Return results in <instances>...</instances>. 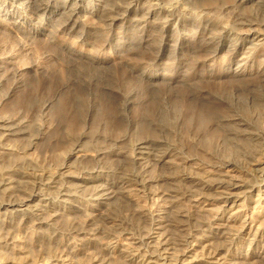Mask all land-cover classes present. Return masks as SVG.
I'll return each mask as SVG.
<instances>
[{
  "label": "bare ground",
  "instance_id": "6f19581e",
  "mask_svg": "<svg viewBox=\"0 0 264 264\" xmlns=\"http://www.w3.org/2000/svg\"><path fill=\"white\" fill-rule=\"evenodd\" d=\"M17 1L0 0V8L6 2L12 8L10 14L4 11L9 20L20 19L27 28L37 25L42 32L56 26L60 34L89 47L88 53L76 51L54 35L50 38L57 41L49 38L28 49L23 43L12 45L11 54L7 42L0 44V209L5 216L0 243L10 241L18 248V263L29 264L27 251L17 246V232L28 227L41 228L37 232L43 240L63 242L52 259L61 263L236 264L233 250L248 235L252 255L264 261V226H256V217L246 213L258 207L264 211V2L192 0L184 8L191 0H175L170 10L154 6L144 14L133 9L138 0H100L97 6L88 0H21L18 9ZM193 8L198 12L191 18L182 14ZM172 22L185 37L176 39ZM128 30L130 36L110 42L113 32ZM231 36L236 42L227 45ZM170 43L175 45L173 64L183 59L176 54H183L192 66L190 76L178 84H156L160 74L144 81L145 67H156L161 48ZM245 45H250L246 51ZM105 49L124 53L117 67L107 66L108 54L98 56ZM220 57L239 63L227 82L212 66ZM17 58L30 70L40 60L60 62L64 74L58 82L48 68H36V81L43 79L51 88L56 84L54 89L45 93L26 85L16 110L2 115V103L22 90ZM52 112L56 115L47 127L40 118ZM51 128L61 136L54 146L64 149L51 154L54 170L50 162L38 165L23 155ZM71 159L75 173L67 172ZM71 179L91 185L69 191V185L78 187ZM132 189L150 205H139ZM58 197L65 205L54 203ZM103 198L129 205L130 213H120L124 207L116 205L102 214L82 210V217L64 225L57 221L58 211L68 210L73 201L97 207ZM23 207L28 209L15 218ZM103 234L110 243L90 252L86 241ZM33 247L41 248L38 243ZM77 255L84 258L73 260ZM0 264L15 263L0 259Z\"/></svg>",
  "mask_w": 264,
  "mask_h": 264
},
{
  "label": "rangeland",
  "instance_id": "374dc122",
  "mask_svg": "<svg viewBox=\"0 0 264 264\" xmlns=\"http://www.w3.org/2000/svg\"><path fill=\"white\" fill-rule=\"evenodd\" d=\"M52 1L55 2V0H52ZM72 1H74V0H72ZM75 1H78V0H75ZM88 1L89 2L91 1L90 2V5L92 4V6H97L98 4H100V0L99 1L98 0H88ZM249 1H253V0H249ZM257 1H259V2H257ZM255 2H257L255 4L258 5L259 3L260 4L263 3L264 0H255ZM184 3L185 4L184 5H181V6L184 7V8H187L189 6H192V3L193 2L191 0V3L190 2H187V3L184 2ZM133 4H134V6H133L134 11H136V12H139V11L141 12L142 11L141 13L147 14V12H149V10L151 8H153L154 6L155 7L163 6L164 10H170V9H172L175 6V0H150L148 3H147V1H144V0H138V1L133 2ZM5 5H6L5 7H1L0 8V31L2 32L0 34V37H1L0 44L3 43V42L5 44V42H7L6 45H8L9 48H8V50L6 52L8 54H11L9 52H12L11 51L12 50L11 49L12 48V45H14L13 46V48H14L15 47V44H17V43H21L22 44L23 43V44H25V47H26L25 49H28L31 46L32 47L35 46V45H31V44H35L36 42H39V43L41 42L40 44H43L44 43L43 41H46V39L48 40L53 35H54L55 38H57V40H58L59 43L60 42L62 43V44L60 43L62 46L63 45L66 46V47L68 46V48H72V49H74L76 51H79V52H87V49L89 48L88 46H86L83 43L78 42L77 41L78 38H76L75 36H73L71 34H67V35L60 34V32H58V28L56 26L55 27H52V28L49 27V28H47V30H45V31L42 32L41 31V28L40 27L38 28L37 25L36 26H33L32 25L31 27L27 28V25L23 21H20V19L18 20L17 18H14V19H10L9 20L8 19V15H5L7 13H5L4 11H5V8H6L8 10V14H10L12 8L10 6H7V2L5 3ZM17 5L19 7H21V6L23 7V4L21 3V0L20 1H17L16 7L18 9V6ZM249 6H250L249 4H247L246 6L244 5L243 6L244 10L245 11H248V9L250 10V7ZM252 6H255V5H252ZM23 11H25V12H23L24 15H27V13H28L27 10L24 9ZM197 12H198V10L196 11L193 8L192 12H189V11H186L185 12V11H183L182 14L184 13V15L186 14L185 17L191 18L193 15H196ZM78 15H81V14H78ZM78 15H77V17H79ZM38 20H39V18H38ZM188 20L190 21V20H193V19H188ZM214 21L216 23H218V22H220V18L218 17ZM22 23H24V24H22ZM2 24H4V25H2ZM174 25H175V22H172L170 24V26H169V29L170 30H173L171 32L174 34V36L176 35L175 36L176 39H182L183 37H185L184 35H182L180 33V31L178 29H176L177 27L174 26ZM15 27H18V28L15 29ZM20 30L22 32H20ZM130 31L133 33L132 30H128L127 33H119L118 31H115V33L116 32L118 33V34L116 33V35L118 37L113 32V35L114 36H113V38H110V42L113 43V44L114 43H119L121 41V38L120 37H122V35L129 34V36H130V34H132ZM16 32H18V33H16ZM26 35L30 36L31 38L29 37V39H26V41H25L23 39V37L26 36ZM126 37H128V35ZM20 38H22V40ZM55 38H52V39L50 38V39L51 40H56ZM234 38H235L234 36H231V37L226 38V44L229 45V43L230 44L235 43L236 41H235ZM30 39H33V40H30ZM10 40H11V42H9ZM21 44H17V45H21ZM169 45H172V46L163 47L164 49L161 48L162 56L160 58H158V65L156 67H152V68L151 67L150 68L149 67H145L146 69H144V70L147 73H146V76L144 77V81L145 80H149L148 77L151 76V75H153V74H160V77H158V78H156L154 80L156 84H162L164 81H168V80H172L173 82H176L178 84L183 79L188 78L187 75L191 72L192 66L189 63H187V60H186L187 58L184 57L183 54L182 55L176 54L178 58H181V59L183 58V59L181 60V62L178 61V62H174V64H173V60H172V55L173 54H172V52H173V46H175V45L173 43H170ZM249 47H250V45H245L244 46V49L245 48H249ZM245 51H246V49H245ZM120 52H121L120 53V56L121 57L118 56V51L117 50H115V49H113V50L112 49L111 50H106L105 49L103 52H101L100 54H98V56L103 57L104 55H106V57H107V54H108V57H107V59H108L107 66L109 65L111 68H115V67H117L121 63V60L123 59V54L124 53L122 51H120ZM14 54L15 55H13V56H16L17 55V53H14ZM17 59L18 60L15 59L16 65L23 69L21 71L22 72L21 79H23V81H22V90H21L20 94L18 93L19 95L16 94L14 97L9 98V99L5 100L2 103V109H1L2 110V115L5 114L6 112L7 113H11V112H14L16 110L15 107H16V101H17L18 97L19 98L20 97H25L24 95L28 92L27 89L30 88L29 86H31L32 84H33L34 87H36V86L42 87L44 89L45 93H47L49 91H52L54 89V86L56 84L55 85L50 84V85H52V88H51L50 86H48L49 84H46V81L45 80L42 82L43 79H40L41 82H39V80L36 81L35 75L37 74L36 71H38V70L34 71L36 68H40V69H46V68H48L49 70H51L50 72L52 74H54V76L56 77L57 81L59 80L58 82H60L62 80V77H63L62 75L64 74V72L62 70V67H61V64L59 65L60 62L57 63V61L56 62H52V63L50 62V64H48L47 62L40 60L38 62L39 64L38 63L36 64L37 67H35L33 70L32 69L30 70V65H28L24 61L23 58H22L23 60L20 59V58H17ZM174 66H175V68H174ZM212 66H213L214 71L216 72V74L217 75H220V77L226 81L227 79L231 78L232 73L237 69L236 67L239 66V63L236 62V61H230V60L227 61V60H225V58L220 57V58L216 59V61L212 64ZM0 67H1V69L4 67V60L3 59H0ZM27 67H29V68H27ZM227 71H228V73L226 74ZM202 74H205L204 71H202ZM23 76H24V78H23ZM188 76H190V74ZM169 78H171V79H169ZM44 82H45L46 85L44 84ZM24 84H25V86L23 87ZM28 84H30V85H28ZM36 84H39V85H36ZM133 84H134V82L132 81L131 84H129V87L130 88L133 87L134 86ZM26 85H27L28 88L26 87ZM33 86H31V88H33ZM173 86H174V84H173ZM25 87H26V89H25ZM45 87H47V88H45ZM48 87H50V88H48ZM174 87L175 88H178L177 85H175ZM48 89H49V91H48ZM3 91L4 92H8V89L7 88H4ZM142 96L144 97V94ZM142 96H141V98H142ZM50 113H48L49 116L47 115L46 117H44V119H43V117L40 118L41 121L43 120V122H46L47 127H50L48 125H51L50 123L53 122L52 121V117H53L52 115L55 114L54 112H52L53 114H50ZM48 117H49V119H51L50 120L51 122L49 121ZM46 118H47V120H46ZM260 122H261V126H262V124L264 125V120H261L260 119ZM47 131H48V133H47ZM56 133L57 132L54 130V128L47 129L46 130V133H44L45 135H43L42 140L41 141H37V143L34 146V148L31 149V150H27L23 155H25V157H27L28 159H32V161L33 160L36 161V163L38 165H44V164H46V162H48V165H49V162H50V167H51V161H50V159L52 158L51 157V154L52 153L53 154H55V153L58 154V152H59V154L60 153L62 154L63 153V150H64L63 148L61 149V147H58V150H57V148L54 146V143L53 142H55V141H57V140H59L61 138V136L59 135V133L57 135H56ZM46 151H48V152H46ZM49 155H50V158H49ZM45 156H46V158H45ZM70 161L67 162V164L69 166H71V167H69L70 169H68L67 172L68 173L69 172H72V173L74 172L75 173V160H72L71 159ZM56 164L57 163H55L54 166L52 165V167L50 169L52 170V168H53V170H54L56 168L55 167ZM70 164H72V165H70ZM154 174L155 175H158L159 172H158V174L157 173H154ZM70 181H72L71 183H73V184H77L79 188L77 186L76 187L73 186V188H72L71 187L72 185H69V187H70L69 188V191L70 190L72 191L73 189H75L73 191H79L80 189L83 190V188L85 189V186L87 188L88 185L89 186L91 185V184H82L80 181L74 180V179H71ZM131 191L134 192L135 195ZM131 191H130L131 197H134L135 196L134 199L136 201H138V204L139 205H142V206L143 205H145V206H149L150 205L149 202L145 200V198H144V196L142 194H140L136 190H135L136 191L135 192L133 189ZM52 197H53V195H51V198ZM115 199H117V197H115ZM115 199H113V200L112 199L111 200L110 199L109 200H106V199L103 198V199H101V202L97 205V207H90V205H89L90 203L89 202H88V205H87V203H85V202L79 204L76 201H73V203H72L73 206H70V208L68 210H66V211L59 210L58 211L61 215L58 216L57 221L61 225H64L65 223H67L69 221L70 222H75L78 217L79 218L82 217V214H83V211L82 210H85V212L89 211V212L94 213V214H102V213L106 212L107 209L109 210L110 208H112V206H113V208L116 207V205H118L117 206L118 208L116 207L117 209H120L121 207H124V209H122V208L120 209L121 211L118 210L120 213H122V214H127L128 212L130 213V208L131 207L129 205L128 206H126V205L125 206L124 205L122 206L121 205L119 207L120 204H118V203L115 204L114 203V200ZM37 200H39V199H37ZM37 200H35V202H36L35 204L41 203V201H38L37 202ZM52 200L58 206L65 205L64 202H63L64 201L63 198H59L58 197V198H54ZM126 200H127V198H126ZM253 200H254V198H253ZM251 201H252V199H251ZM251 201H248V203H247V205L250 206V207L252 206ZM116 202H117V200H116ZM108 203H110V205ZM261 206L262 207L264 206V202L261 203ZM125 207H126V209H125ZM21 209H22V211L20 210L21 213L20 212L16 213L15 215L16 216L18 215V216L15 217V218H18L19 215H22V213H24L25 210H27L28 208H24L23 207ZM3 212L4 211L0 209V221L1 222L3 220V217H5L4 215L2 216V213ZM246 213L250 217H254V218L256 217V221H257L256 226H259V225L260 226H264V211L262 210L261 207L255 208L254 210H253V208L252 209H249L248 211H246ZM65 228L66 227H63L62 228L63 229L62 232H65L64 231ZM37 231H39V232L41 231L42 232V229L39 228V229H37ZM37 231L36 232L35 231H32V229H30V227H28L26 229H23L20 232H17V238H18V241H19V243H17L18 244L17 246L20 245L19 247H21V248H23L24 250L27 251V254L26 255L28 256V263L29 264H70V262H64V261H62V263H61V261H53L52 260L53 257H55L57 255V251L60 248V245L63 244V242L59 243L58 241H55V240H53L50 237H49V240H48V238H46V240H43L44 237H40L39 238L38 235L41 234V233H38ZM115 235H118V233H116ZM251 237H252L251 235L250 236L248 235L247 237L245 236L244 239H243V241H242V243H239L234 248L233 255H235V257H236V259L234 260V261H236V264H264V261L263 260H260L258 258H255L252 255L253 251L249 250L248 243L250 242ZM110 239L111 238L108 235L103 234V235H100L97 238V241H95V240L94 241L87 240L86 241V244L87 245L85 247H87L89 250H91L90 252H95V249L96 248H99V246L104 247L108 243H110ZM9 242H4V243L2 242V243H0V256H1L0 259L7 260V261H12L15 264H17L19 262L17 260V258H18L17 257L18 256L17 249L18 248H15L12 243L10 245ZM35 242L38 243L41 246V248H38V247L35 248V247H33L34 244H36ZM123 242L124 241H122L120 239V244H122ZM75 243L76 244H79V245L80 244L81 245L83 244L82 241H77V242L75 241ZM210 245H207L205 247H208ZM241 250H243V251H241ZM246 250L248 252H246ZM197 251H201V249L199 248V249H197ZM40 252L45 253V254H43L41 256V258H39ZM239 252H242V254L240 256H238L239 255L238 254ZM243 254H244V256H243ZM83 258H84V256L81 257V255H77L76 257L75 256L73 257V260H76L77 261V260H80V259H83ZM18 264H20V263H18ZM113 264H121V263H119L118 261H116Z\"/></svg>",
  "mask_w": 264,
  "mask_h": 264
}]
</instances>
